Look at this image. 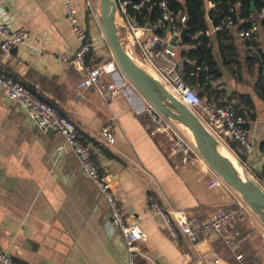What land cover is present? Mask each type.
<instances>
[{"label":"crops","instance_id":"0c3cea01","mask_svg":"<svg viewBox=\"0 0 264 264\" xmlns=\"http://www.w3.org/2000/svg\"><path fill=\"white\" fill-rule=\"evenodd\" d=\"M64 1L5 0L0 5V19L32 33L30 46L15 48L7 56L0 48V68L35 89L75 122L93 146L128 220L146 231L148 239L143 247L157 264H260L264 260V237L261 228L253 227L247 216L240 215L234 224L243 237L238 250L213 239L211 247L216 254L203 256L184 236L172 237L161 217L152 215V200L202 219L221 207H239L243 202L226 180L211 186L218 173L215 168L216 172L204 173L201 165L184 163L165 152L141 113L149 98L121 66L107 74L108 79L124 85L123 93L110 103L94 89L87 90L84 97L77 95L83 71L69 61L76 57L78 41ZM71 1L78 9L80 23L89 32L100 34L96 16L102 20L101 1ZM207 8L211 9L209 1ZM121 34L124 46L129 44L128 34L124 30L119 31ZM237 37L241 51L238 72L223 65L219 44L214 40L222 71L214 84L222 90L221 99L230 100L248 115L255 151L246 154L238 149L237 155L229 145H222L246 173L257 169L259 175L264 165V98L257 90L258 72L247 59L251 45ZM257 40L264 46L263 29ZM101 49L94 54L103 57L107 50ZM93 56L89 55L90 62L95 61ZM237 94L250 96L252 108L247 97ZM203 98L207 100V96ZM108 123L114 133L112 143L102 136ZM0 244L19 264H128L123 235L111 227L110 203L84 173L74 150L52 128L38 126L1 88ZM239 253L243 258H237Z\"/></svg>","mask_w":264,"mask_h":264},{"label":"built area","instance_id":"2783aa9c","mask_svg":"<svg viewBox=\"0 0 264 264\" xmlns=\"http://www.w3.org/2000/svg\"><path fill=\"white\" fill-rule=\"evenodd\" d=\"M4 1L0 0V5ZM149 1L116 0L117 12L124 22V32L129 36L130 43L125 47L130 55L179 100L191 107L205 128L219 141L225 145H229L230 140L237 141L243 152L253 154L255 143L247 115L238 112L230 104L208 102L182 74L178 45L174 44L173 40L180 37L183 26L187 22V14L181 9L171 10L166 0H162L158 3L160 16L152 24H137L129 18L128 5L132 4L135 8L141 9L145 2ZM64 5L78 41L76 57L69 61L74 62L83 71V78L78 84L76 93L79 97H84L87 90L94 89L104 102L110 103L123 93L124 85L107 78V74L113 73L120 63L103 23L100 17L96 16L101 32L100 34L91 33L80 23L78 9L73 2L66 0ZM209 7H215V3L209 1ZM234 12L235 9L231 8V11L218 24H212L209 29L201 33L212 35L228 28L235 29L242 40L255 38L261 30L260 20L264 17V7L242 19V23L246 25L236 23ZM161 31L167 33L162 34ZM31 41L32 33L27 28L14 26L5 19H0V48L4 55H10L15 48L30 46ZM104 43L109 47L105 55L110 59L97 65L90 64L88 55L93 51L101 53ZM205 68L208 67L205 66ZM0 88L5 91L10 100L24 108L38 126L52 128L62 135L66 143L74 150L84 173L96 182L110 203L111 227L123 235L127 263L157 264L143 247L148 239L146 231L139 223L128 220L120 199L95 157L93 146L84 139L75 122L2 68H0ZM141 113L146 118L148 129L160 140L165 152L171 158L178 156L184 163L199 164L204 173L216 172L202 154L194 136H190L185 131L180 120L165 113L150 99ZM102 136L107 143L114 141L111 123L104 126ZM257 173V169H254L248 175L264 188V177H259ZM222 183H225V179L217 173L211 186ZM149 210L152 215L161 217L166 231L172 237L180 239L184 236L203 256L216 254L211 247L213 239L222 240L233 250H238L241 246L243 237L234 225L240 215L247 216L246 207L241 202L239 207H221L211 217L205 219L190 215L183 209L168 208L158 200L150 202ZM237 258H243V254H237ZM215 260L219 261V258ZM0 264H19L1 244Z\"/></svg>","mask_w":264,"mask_h":264},{"label":"trees","instance_id":"16d2710c","mask_svg":"<svg viewBox=\"0 0 264 264\" xmlns=\"http://www.w3.org/2000/svg\"><path fill=\"white\" fill-rule=\"evenodd\" d=\"M134 1L140 2L142 0ZM160 1L162 0L145 2L141 9L135 8L132 4L128 5L127 12L129 18H132L137 24H152L160 16V7L158 4ZM208 1L215 3V7L209 9V11L207 8ZM166 2L171 10L177 11L181 9L187 14L186 23L189 28L190 37L180 44V46L182 45L181 49H179L178 45L181 71L186 81L202 97L207 96L208 102L230 104L238 112L245 114L243 110L233 105L230 100L221 99L222 90L214 84V81H217L222 76V71L214 50L215 39L219 44L223 65L237 72V69L240 68L241 51L236 30L228 28L219 30L215 33V37L213 34L208 35L205 32L201 33V31L209 29L211 24H218L231 11V8L235 9L234 17L236 23L246 25L242 23V19L251 13L260 11L264 7V0H166ZM260 25L264 31V17L260 20ZM119 31L123 32L121 25ZM161 33L166 34L167 32L161 31ZM257 36L252 39H245L246 44L248 46L251 45L249 50L246 51V54L247 59L251 61L254 69L258 72L257 90L259 95L264 98V46L257 40ZM89 55H94V62H90ZM89 55L88 61L90 64L97 65L101 63L103 57L96 56L94 52H91ZM205 66L208 68L206 69ZM237 66L238 68L236 69ZM31 89L37 92L35 89ZM233 94L235 95L236 93L234 92ZM39 95L45 99L41 94ZM237 95L240 98L245 96L243 94ZM245 97H247L249 108L251 109L252 99L250 96ZM229 146L239 155L238 149H241V145L237 141L230 140ZM261 148L264 150V140L261 142ZM259 177H264V165L261 173H259Z\"/></svg>","mask_w":264,"mask_h":264},{"label":"water","instance_id":"95a60500","mask_svg":"<svg viewBox=\"0 0 264 264\" xmlns=\"http://www.w3.org/2000/svg\"><path fill=\"white\" fill-rule=\"evenodd\" d=\"M100 1L102 4L103 27L125 73L160 109L173 118L180 120L191 129L206 160L229 184L238 190L249 202H257L264 206V188L252 180L247 174L246 179L242 178L231 164L229 158L216 149L212 142V139L215 138H213L204 127L191 107L179 100L159 80L154 78L152 74L140 66L130 55L117 34V26L114 21V12H116L118 8L116 0ZM189 37V28L187 23H185L180 37L175 38L173 43L180 45Z\"/></svg>","mask_w":264,"mask_h":264},{"label":"rangeland","instance_id":"374dc122","mask_svg":"<svg viewBox=\"0 0 264 264\" xmlns=\"http://www.w3.org/2000/svg\"><path fill=\"white\" fill-rule=\"evenodd\" d=\"M97 1V0H96ZM100 21H102L101 20V18H100ZM120 28V27H119ZM119 28L117 27V31L119 30ZM118 34H119V31H118ZM120 39H122V34L120 35ZM123 41H124V43H126V39L125 38H123ZM105 44V46H104V48H105V50H108L109 49V47H108V45L106 44V43H104ZM106 52V51H105ZM110 59V57L109 56H107V55H104L103 56V58H102V61L104 62V61H106V60H109ZM101 61V62H102ZM121 66V65H120ZM182 123V126H183V128L185 129V131L191 136H193V134H191V133H189L188 132V130L186 129V124H184L183 122H181ZM188 127V126H187ZM217 139V138H216ZM216 139H214L215 141L214 142H216L215 144L217 145H221V146H223L224 144L221 142V141H219V140H216ZM223 144V145H222ZM217 145V146H218ZM219 147L218 146V151L221 153V154H223V151H222V149H224L223 147ZM225 146V145H224ZM226 148H227V146H226ZM223 155H225L226 157H228L229 159H230V155L229 154H223ZM237 159V158H236ZM240 164V163H239ZM241 165V164H240ZM213 167V166H212ZM241 171L242 172H240L244 177H246V174L248 175V173H246L245 171H244V169L243 168H241ZM252 180H253V178L250 176V175H248ZM238 191V190H237ZM238 193L240 194V198H241V200H242V202H243V204L245 205V207H246V211H247V218H246V220H248L249 221V223L253 226V227H259V228H261V231H260V234H261V236L262 237H264V235H262L263 233H264V206L263 205H261V204H259V203H257V202H254V203H252V202H249L248 200H246L245 198H244V196L238 191ZM263 262H264V260H262V262L260 263V264H263Z\"/></svg>","mask_w":264,"mask_h":264},{"label":"bare ground","instance_id":"6f19581e","mask_svg":"<svg viewBox=\"0 0 264 264\" xmlns=\"http://www.w3.org/2000/svg\"><path fill=\"white\" fill-rule=\"evenodd\" d=\"M116 13V17H114V21H115V23H116V26L119 28L120 27V25L123 27V30H124V22H123V20H122V18H121V16L118 14V12H114V14ZM117 20V21H116ZM121 23V24H120ZM117 34H118V31H117ZM119 36V35H118ZM186 127V126H185ZM186 129L188 130V132L189 133H191L192 131H191V129L189 128V127H186ZM191 134H193V133H191ZM215 140L214 139H212V142H213V144H215L216 142H214ZM218 145V144H217ZM219 147L221 146V145H218ZM221 147H223L224 149H222V151H223V154H229L231 157H230V162H231V164L233 165V167L235 168V170L237 171V173L242 177V178H244V179H246V177H244L240 172H242L241 171V168L239 167V164L236 162V160H235V158H234V156L231 154V152L227 149V148H225L224 146H221Z\"/></svg>","mask_w":264,"mask_h":264}]
</instances>
